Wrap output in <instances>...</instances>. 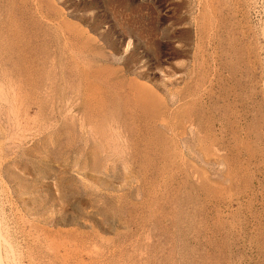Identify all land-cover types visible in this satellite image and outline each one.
Segmentation results:
<instances>
[{
  "label": "rangeland",
  "instance_id": "1",
  "mask_svg": "<svg viewBox=\"0 0 264 264\" xmlns=\"http://www.w3.org/2000/svg\"><path fill=\"white\" fill-rule=\"evenodd\" d=\"M0 158L1 264H264V0H0Z\"/></svg>",
  "mask_w": 264,
  "mask_h": 264
},
{
  "label": "bare ground",
  "instance_id": "2",
  "mask_svg": "<svg viewBox=\"0 0 264 264\" xmlns=\"http://www.w3.org/2000/svg\"><path fill=\"white\" fill-rule=\"evenodd\" d=\"M92 2H93V1H92ZM107 5H108V4H107ZM91 8H92V7H91ZM95 8H96V7H95ZM89 9H90V8H89ZM63 11H64V10H63ZM89 12H90V11H89ZM86 16H87V15H86ZM94 16H95V15H94ZM87 19H88V18H87ZM76 27H77V26H76ZM89 27H90V26H89ZM127 44H128V43H127ZM96 58H97V57H96ZM92 90H93V89H92ZM65 101H66V100H65ZM69 106H70V105H69ZM74 113H75V112H74ZM0 159H1V158H0ZM2 193H3V192H2ZM87 209H88V208H87ZM2 212H4V211H2ZM3 234H4V233H3ZM1 240H3V243L5 242V241H4V237H2V234L0 233V242H1ZM4 245H5V244H4ZM10 249H11V248H10ZM13 251H14V250H13ZM2 252H3V251H2ZM4 252H5V251H4ZM1 255H2V254H1ZM1 255H0V256H1ZM11 255H12V254H11ZM3 257H4V256H3ZM3 257H2V258H3ZM1 261H2V259H1V257H0V264L2 263ZM12 261H13V259H12ZM16 261H17V260H16ZM14 263H15V262H14Z\"/></svg>",
  "mask_w": 264,
  "mask_h": 264
}]
</instances>
